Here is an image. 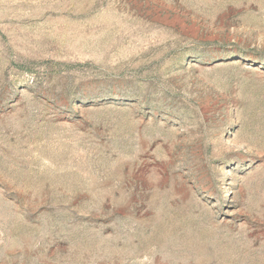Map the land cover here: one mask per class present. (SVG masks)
<instances>
[{
  "label": "rangeland",
  "instance_id": "1",
  "mask_svg": "<svg viewBox=\"0 0 264 264\" xmlns=\"http://www.w3.org/2000/svg\"><path fill=\"white\" fill-rule=\"evenodd\" d=\"M0 264H264V0H0Z\"/></svg>",
  "mask_w": 264,
  "mask_h": 264
}]
</instances>
